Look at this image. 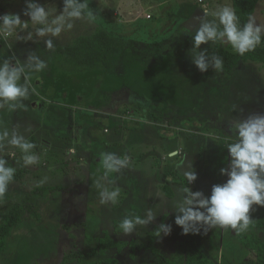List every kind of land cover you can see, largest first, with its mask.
I'll use <instances>...</instances> for the list:
<instances>
[{
  "label": "rangeland",
  "instance_id": "1",
  "mask_svg": "<svg viewBox=\"0 0 264 264\" xmlns=\"http://www.w3.org/2000/svg\"><path fill=\"white\" fill-rule=\"evenodd\" d=\"M203 1L206 8L199 0H88L95 20L82 14L60 36L40 37L36 28L41 25L23 15L25 0H0L2 14H20L28 21V28L17 29L15 36L0 37V63L26 64L30 55L46 63L42 71L26 70L27 80L22 76L20 83L28 86L25 98L0 106V133L8 132L0 156L27 170L23 184H12L0 196V211L44 190L34 195L41 222L28 218L16 229L3 264H77L67 257L94 247L104 234L135 242L133 254L130 248L109 253L120 264H158L155 251H174V243L186 235L175 219L183 215L179 209L187 193L173 187L174 197L168 198L164 173L186 178V172L195 171L197 179L188 184L186 178L185 187L210 197L213 186L228 179L221 169H230L227 145L237 141L232 127L264 114L263 64L239 63L226 77L215 70L210 53L215 45L230 44L210 41L193 51L201 20H215L211 13L221 6L233 8L232 0ZM37 2L57 13L63 8L62 0ZM253 17L264 25V0ZM102 29L114 39L113 70L77 74L57 68L58 47ZM200 52L208 64L205 72L194 63ZM14 135L35 145L28 154L37 155V163L24 164L25 154L9 143ZM106 155L126 162L108 171ZM105 189H119L115 203H101ZM136 216L147 223L127 234L116 231L117 221ZM161 224L171 231L165 234ZM189 230L214 264L235 249L231 225L190 222Z\"/></svg>",
  "mask_w": 264,
  "mask_h": 264
},
{
  "label": "clouds",
  "instance_id": "2",
  "mask_svg": "<svg viewBox=\"0 0 264 264\" xmlns=\"http://www.w3.org/2000/svg\"><path fill=\"white\" fill-rule=\"evenodd\" d=\"M62 2L63 8L57 13L55 8H46L37 0H25L23 15L27 16L33 25H41L36 28L38 36L58 37L62 31L71 29L73 27L71 21L81 19L82 14L90 20H95L89 9L88 0H62ZM207 15L209 14L205 13V16ZM211 15L216 19L201 20L200 27L193 36V51L199 49L202 44L218 41L227 42L238 55L243 56L245 53L254 51L264 42L262 39L264 25L258 24L254 17L250 16L247 22L241 25L235 10L228 5L217 8ZM27 28L28 21L22 20L20 14L0 15V37L4 39L15 36L17 29ZM28 39H31V33ZM45 44L49 49L53 47L51 39L46 40ZM212 61L216 71L223 70L221 57L213 55ZM194 63L201 72H205L208 68L204 52L198 54ZM44 68L46 63L35 55H30L26 64L19 61L13 64L9 60L0 63V106L3 103L14 104L21 98H25L28 86L20 83L22 76H25L26 70L39 72ZM25 79L27 80L26 76ZM233 131L237 134V141L227 145L231 157L230 169H221V172L227 175V181L222 185H214L208 198H205L200 191L192 192L187 187L183 188L187 198L179 209L183 215L178 216L175 223L182 227L185 234L189 231L190 222L211 221L214 224L231 225L235 228L239 221H243L241 225L243 228L249 222L248 213L251 206L255 204L264 207V114H256L236 123ZM7 137V131L0 133V147L3 146V141ZM9 143L25 154L24 164L38 162L37 155L28 154L35 147L34 144L15 135ZM125 162V159L115 160L111 155H106L103 159V167L108 171H117V165H123ZM6 163L7 161L0 159V196H3L15 172V169L6 167ZM185 176L188 184L197 179L195 171L186 172ZM118 195L119 189L111 192L105 189L100 192L101 203H106L107 199L115 203ZM201 209H205L207 215ZM145 223L147 221L136 216L134 220L124 218L120 221L119 227L127 234L132 232L136 224ZM160 230L168 234L171 227L161 224Z\"/></svg>",
  "mask_w": 264,
  "mask_h": 264
},
{
  "label": "trees",
  "instance_id": "3",
  "mask_svg": "<svg viewBox=\"0 0 264 264\" xmlns=\"http://www.w3.org/2000/svg\"><path fill=\"white\" fill-rule=\"evenodd\" d=\"M232 1L233 9L239 17L241 25H243L250 16L255 15L257 5L261 0ZM262 39H264V36H262ZM213 55L222 58L223 70L221 73L226 77H230L239 63L251 61L264 65V42L257 46L254 51L245 53L243 56L238 55L231 48V45L227 47L215 45L210 53L212 63ZM55 57L54 62L59 70L77 74L111 71L117 64L113 36L105 29L99 30L90 37L81 36L71 46L58 47ZM233 128L234 126L231 129V136L237 137ZM0 159L7 161L6 167L15 169L13 179L9 181L7 188L11 187L12 184H23L27 170L21 168L9 156H0ZM170 176L175 177L174 181L168 180ZM163 179L162 189L170 199L174 197L173 187L183 188L186 186V178L180 177L172 171L164 173ZM43 191V189H36L5 211H0V264L6 262L7 256L12 252L10 242L16 229L28 218H32L38 223L41 222V215L36 209L34 195L43 193ZM248 217L247 226L241 228L244 222L239 221L236 228H234L236 232L235 249L232 254L224 252L221 255L219 264H264V239L261 237V232L264 231V207L252 205ZM120 221L115 223V229L118 232L123 231L119 227ZM92 239L87 237L90 244L94 243ZM96 239L94 247L74 252L69 258L67 257V260L77 264H120V260L109 257V253L111 251L122 253L125 249L130 248L133 254L136 247L135 242L116 241L108 234L97 236ZM174 244V251L169 255L155 251L158 264H214L193 230H189L183 239L176 241ZM94 258H97L96 261L92 260Z\"/></svg>",
  "mask_w": 264,
  "mask_h": 264
},
{
  "label": "built area",
  "instance_id": "4",
  "mask_svg": "<svg viewBox=\"0 0 264 264\" xmlns=\"http://www.w3.org/2000/svg\"><path fill=\"white\" fill-rule=\"evenodd\" d=\"M199 2L201 3L202 7H207L205 4H204V1L203 0H199ZM205 12H208L207 9ZM0 15H3L1 12H0Z\"/></svg>",
  "mask_w": 264,
  "mask_h": 264
},
{
  "label": "water",
  "instance_id": "5",
  "mask_svg": "<svg viewBox=\"0 0 264 264\" xmlns=\"http://www.w3.org/2000/svg\"><path fill=\"white\" fill-rule=\"evenodd\" d=\"M175 154H177V153H174L173 155H175Z\"/></svg>",
  "mask_w": 264,
  "mask_h": 264
},
{
  "label": "crops",
  "instance_id": "6",
  "mask_svg": "<svg viewBox=\"0 0 264 264\" xmlns=\"http://www.w3.org/2000/svg\"><path fill=\"white\" fill-rule=\"evenodd\" d=\"M1 12V11H0Z\"/></svg>",
  "mask_w": 264,
  "mask_h": 264
}]
</instances>
